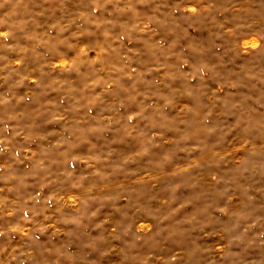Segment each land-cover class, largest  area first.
<instances>
[{
  "label": "rangeland",
  "instance_id": "obj_1",
  "mask_svg": "<svg viewBox=\"0 0 264 264\" xmlns=\"http://www.w3.org/2000/svg\"><path fill=\"white\" fill-rule=\"evenodd\" d=\"M0 264H264V0H0Z\"/></svg>",
  "mask_w": 264,
  "mask_h": 264
}]
</instances>
